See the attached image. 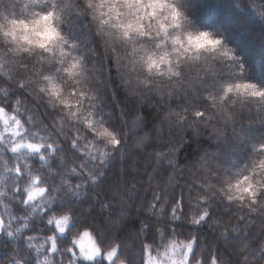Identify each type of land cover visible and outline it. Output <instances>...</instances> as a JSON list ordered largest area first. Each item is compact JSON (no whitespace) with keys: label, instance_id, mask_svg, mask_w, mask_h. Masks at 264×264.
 Wrapping results in <instances>:
<instances>
[{"label":"clouds","instance_id":"1","mask_svg":"<svg viewBox=\"0 0 264 264\" xmlns=\"http://www.w3.org/2000/svg\"><path fill=\"white\" fill-rule=\"evenodd\" d=\"M213 0H0V92L7 90L17 98L23 106L24 125L21 131L27 129V134L21 142L33 140L39 142L33 135L43 133L51 137L53 143L63 142L61 149L65 153V163L54 170L34 167V172H40L41 182L38 193L25 200L24 207L16 209L17 217H27L28 231L41 227L52 228L48 220L55 215H75L69 205L79 203L81 209L89 203L87 198L79 201L65 191H57L59 177L63 169L73 163H84L88 169L95 171L88 160H77L68 147V131L73 121L74 107H68L61 101L69 100L79 104L80 117L93 120L94 127L100 124L108 127L116 134L117 139H125L119 150L107 144L98 136L90 138L97 149L104 151L111 159L107 167L108 175L103 177L106 182L104 192H99L100 201H104L105 193L109 197L117 194L118 181L116 176L117 156L119 151H126L130 156H143L138 153L133 142V134L128 130L125 120L131 119L142 112L140 116V134L145 130L151 133L149 147L155 145L162 129L179 130L196 122L192 117L196 111L205 114L203 121L218 136L226 133L221 122L233 119L236 109L242 102H264V99H252L247 96L224 95V84L212 87L211 82L219 67L227 61H237V49L230 46L225 37L218 35L210 28L200 26L198 13L201 8ZM249 9L255 11L249 5ZM238 14H243L242 8H237ZM264 18V13H261ZM203 33L219 40L217 50H210ZM227 50L232 53V59L223 55ZM264 58V46L257 53ZM255 59V56L253 57ZM23 84V88L20 84ZM59 95H53L52 86ZM75 93V94H73ZM83 93V96L80 94ZM198 97L205 106H185L181 100L191 101ZM5 109L0 106V114ZM158 115L152 119V113ZM91 113V115H89ZM123 113L124 119L121 118ZM31 115V120L27 116ZM63 122L64 136H57L60 122ZM82 122V121H81ZM0 126V213H4L5 205L11 203L9 195L13 180L8 169L13 167L15 157L9 153L13 133L16 127L14 121H5ZM81 135L86 133L80 124ZM47 140L45 141V143ZM260 144L255 149V156L244 167L235 172H221L210 161L202 160L191 166L198 174L199 181H209L214 185L215 202L226 203L232 196V207L247 212L250 207L264 210V150ZM27 158V154H25ZM242 177L249 180L240 183L241 191L229 188ZM84 177H79L83 180ZM141 171H129L124 184H137ZM32 177L25 181V187L31 183ZM252 187L257 194L258 203L253 205L251 198L242 189ZM129 191L131 204L126 203L123 211L126 213L122 227L115 231L127 236L134 233L142 218L135 207L136 194ZM91 195V193H89ZM243 196V200L239 197ZM56 199L53 200L52 198ZM53 204L61 210L55 211ZM93 217L88 221H78L80 230L90 228L97 235L101 245V256L93 264H103L104 253L109 245L103 243L104 232L111 227V220L120 209L115 204L112 214L100 211L99 202L93 203ZM47 209V214H45ZM17 219L15 225H20ZM75 231L72 235H76ZM183 237H170L180 239ZM11 243L0 236V258L7 259L5 245ZM115 243H119L117 240ZM126 243L132 245L126 255L121 256L115 264H139L138 255H129L130 251L138 250L139 241L130 237ZM151 245L152 255L161 256L163 246L159 239L147 240ZM47 264H59L58 259L51 256H41ZM29 264H32L31 259ZM66 264V262H65Z\"/></svg>","mask_w":264,"mask_h":264},{"label":"snow or ice","instance_id":"2","mask_svg":"<svg viewBox=\"0 0 264 264\" xmlns=\"http://www.w3.org/2000/svg\"><path fill=\"white\" fill-rule=\"evenodd\" d=\"M210 50H217L220 41L213 39L210 34L203 33ZM223 55L232 59V53L225 50ZM242 74L244 65H239ZM23 84L20 87L23 88ZM224 95L247 96L252 99H264V88L258 87L250 82L228 83L224 86ZM53 95L58 96L56 87L52 86ZM75 94V93H73ZM83 96V93L80 94ZM68 107H74L73 121L67 133L68 147L77 160H88L95 167V171L88 169L87 165L73 163L70 167L63 169V175L59 177L57 191H65L76 197L79 201L87 198L89 203L82 209L79 205H69L73 208L75 215H55L48 220L52 228L41 227L28 231L29 220L27 217H17L16 209L24 203L29 195L33 201L38 193V185L41 182L40 172H34V167L39 169L54 170L65 163V153L61 151L65 147L63 142L53 143L51 137H45L43 133L33 135L39 142L29 140L21 142L27 134V129L21 131L24 125L23 106L7 90L0 92V106L5 111L0 114V126H5V121H14L15 130L10 135L15 139L11 141L8 148L9 153L15 157L13 167L8 169V174L13 183L9 193L11 203L5 205L4 213H0V236L11 243L5 245L7 259L0 258V264H42L41 256H51L58 259L59 264H93L101 256V245L98 243L97 235L88 228L80 230L78 221H88L93 217L94 202H99L100 211L111 215L112 206L115 204L119 211L111 220V227L104 232L103 243L109 245L103 254V264H115L121 256L126 255L132 245L126 243L130 237L133 241H139L138 250H133L134 255L140 257L139 264H264V210L250 207L247 212L239 208H233L232 196L227 197L226 203L215 202L213 192L210 191L214 185L209 181H193L192 185L183 183L178 179L177 165L172 157L157 150L155 145L149 147L150 137L148 134H140L139 113L131 119L125 120L128 130L133 134V142L138 153L143 156H130L126 151H119L116 164V176L118 181L117 194L109 197L105 193L104 201H100L99 192H104L106 182L103 177L108 175L107 167L110 157L97 149L95 142L90 138L98 136L103 138L107 144L119 150L126 141L117 139L116 134L103 124L94 127V121L87 117H80L79 104L73 105L69 100L61 101ZM91 115V113H89ZM121 118L124 119L123 113ZM205 118L202 111H196L192 117L193 121L200 122ZM31 120V115L27 116ZM82 121V122H81ZM80 128L86 133L81 135ZM61 121L57 136H64ZM47 142L45 143V141ZM3 137H0V142ZM149 148L152 149L149 152ZM264 150V146H261ZM27 154V158L25 157ZM264 163V162H262ZM145 164L151 165V171L147 173V186L151 189V199H141L140 193L136 192L137 184L133 182L125 187L120 182L125 181L129 171H147ZM83 176V180L79 177ZM32 177L31 183L25 187V181ZM143 179V178H141ZM249 180L242 177L234 185H229L230 190L241 191L240 183ZM136 194L135 207L141 209L142 218L134 233L123 236L115 231L122 227L126 213L122 210L124 205L131 204L129 191ZM251 198L253 205L258 203L257 194L252 187L242 189ZM91 193V195H89ZM243 196L239 199L243 200ZM53 200L56 198L53 197ZM55 211L61 210L58 205L53 204ZM47 214V209H45ZM17 219L20 225H15ZM75 231L77 234L72 235ZM205 234L210 237L206 240ZM170 237H183L182 239H170ZM157 238L163 246L161 256H153L151 245L144 241H156ZM119 243H115L116 241ZM47 264V260L43 261ZM123 264V261H121Z\"/></svg>","mask_w":264,"mask_h":264},{"label":"trees","instance_id":"3","mask_svg":"<svg viewBox=\"0 0 264 264\" xmlns=\"http://www.w3.org/2000/svg\"><path fill=\"white\" fill-rule=\"evenodd\" d=\"M250 4L255 11L249 9ZM237 8L244 10L242 15L236 12ZM261 13H264V0H213L201 8L198 13L200 26L224 36L230 46L237 49L238 57L235 62H224L207 87L250 82L264 88V58L257 54L264 46V18ZM241 64L244 65L242 74L239 71ZM180 103L200 108L205 106L198 97H193L190 102L181 100ZM140 116H143L142 112ZM157 118V113L153 112L152 119ZM221 124L226 128L223 136L216 135L207 124L199 122L179 130L162 129L155 148L172 157L177 165V178L188 185L198 180V174H194L195 169L191 166L202 160L210 161L221 172H235L253 159L255 149L264 143V102H242L236 109V116ZM145 134L151 138L149 131L141 132V135ZM144 168L147 171L141 170L143 179H140L138 188L141 199L150 200L147 173L151 171V165L145 164ZM205 238L210 242L206 234ZM129 255H134L133 251Z\"/></svg>","mask_w":264,"mask_h":264},{"label":"rangeland","instance_id":"4","mask_svg":"<svg viewBox=\"0 0 264 264\" xmlns=\"http://www.w3.org/2000/svg\"><path fill=\"white\" fill-rule=\"evenodd\" d=\"M241 45V44H240Z\"/></svg>","mask_w":264,"mask_h":264}]
</instances>
